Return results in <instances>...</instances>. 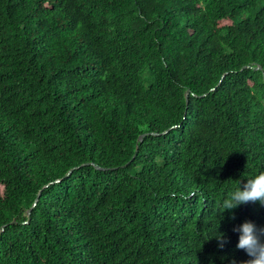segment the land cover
<instances>
[{
  "label": "trees",
  "instance_id": "16d2710c",
  "mask_svg": "<svg viewBox=\"0 0 264 264\" xmlns=\"http://www.w3.org/2000/svg\"><path fill=\"white\" fill-rule=\"evenodd\" d=\"M261 171L264 0H0V264H243Z\"/></svg>",
  "mask_w": 264,
  "mask_h": 264
},
{
  "label": "clouds",
  "instance_id": "9594fccd",
  "mask_svg": "<svg viewBox=\"0 0 264 264\" xmlns=\"http://www.w3.org/2000/svg\"><path fill=\"white\" fill-rule=\"evenodd\" d=\"M257 201L264 205V171L247 178L243 186L240 183V186L222 201L221 207L224 211L232 210L241 204ZM234 231L239 233L236 247L244 250L250 257L243 264H264V228L257 229L252 221H245L236 226ZM217 238L221 241L220 246L223 247V235Z\"/></svg>",
  "mask_w": 264,
  "mask_h": 264
},
{
  "label": "water",
  "instance_id": "95a60500",
  "mask_svg": "<svg viewBox=\"0 0 264 264\" xmlns=\"http://www.w3.org/2000/svg\"><path fill=\"white\" fill-rule=\"evenodd\" d=\"M142 137H143V134L140 136V138L139 139H142ZM70 171H72V169L70 170ZM39 198V196L37 197V199Z\"/></svg>",
  "mask_w": 264,
  "mask_h": 264
}]
</instances>
